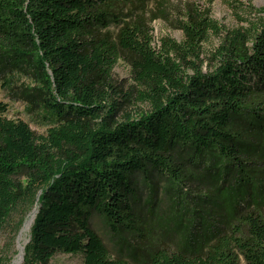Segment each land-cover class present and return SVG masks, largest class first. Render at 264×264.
Listing matches in <instances>:
<instances>
[{
    "label": "trees",
    "instance_id": "16d2710c",
    "mask_svg": "<svg viewBox=\"0 0 264 264\" xmlns=\"http://www.w3.org/2000/svg\"><path fill=\"white\" fill-rule=\"evenodd\" d=\"M224 1L236 27L194 0H0V85L46 126L0 101V232L38 208L17 264H264V2ZM157 18L181 40L155 47Z\"/></svg>",
    "mask_w": 264,
    "mask_h": 264
},
{
    "label": "rangeland",
    "instance_id": "374dc122",
    "mask_svg": "<svg viewBox=\"0 0 264 264\" xmlns=\"http://www.w3.org/2000/svg\"><path fill=\"white\" fill-rule=\"evenodd\" d=\"M183 0H169V10L171 13V18L175 17L177 14L175 10H173V6L179 5L182 3ZM196 1L201 7L209 6L210 9V15L214 19L218 20L220 23L227 27H236L239 25L236 18L231 12V9L228 7V5L225 3L224 0H212L210 3H207L205 0H194ZM244 1V0H241ZM264 0H251V3L258 7L260 6ZM152 27V35H153V41L152 44L156 47L159 45V39L165 35H168L176 40H181L182 33L179 29L172 27L167 21L157 18L151 22ZM218 39L215 36L210 37V39L205 43L206 47H212L217 44ZM112 79L114 82L121 83L123 86H126L130 82V71L129 67L126 63H124L122 60H118V62L115 64L112 70ZM22 80V78L20 79ZM14 89H7L2 88L0 85V101L4 102L7 106V111L5 115L9 118H20L28 123L30 128L35 133H44L46 126L41 123L39 118L36 114L29 112L25 106V104L19 100L15 93L13 92ZM138 106H140L138 104ZM144 106V105H141ZM139 180L141 179L140 176ZM154 182L156 180L154 179ZM140 185V191L142 194V197H145L146 194L149 193L150 188L147 186V184L142 183V181H139ZM164 185L163 181H160L157 189L155 197L160 198L162 197V186ZM183 192L187 193V199L190 200L192 197L197 195L200 191H197L195 189L194 183L186 182V184L183 186ZM37 207L34 205L32 209L26 214L24 217V220L22 224L20 225L19 229L17 230L14 239L11 240V233L12 229L14 228L15 221L18 217V215L21 213L18 212L12 216V218L8 221L6 227L0 232V264H10L13 260V258L18 253V246H17V240L18 235L20 232V229L22 225L24 224L25 219L27 218L28 214ZM92 223L94 225L95 230L98 233H102V225L99 222V219L94 216L92 218ZM28 231L25 233V242L28 239ZM50 264H83L82 256L80 253H56L52 256L50 259Z\"/></svg>",
    "mask_w": 264,
    "mask_h": 264
},
{
    "label": "bare ground",
    "instance_id": "6f19581e",
    "mask_svg": "<svg viewBox=\"0 0 264 264\" xmlns=\"http://www.w3.org/2000/svg\"><path fill=\"white\" fill-rule=\"evenodd\" d=\"M36 210H37V208L35 209V210H32L29 214H28V216H27V218L25 219V221H24V224L22 225V227H21V229H20V232H19V235H18V242H17V246H18V253L16 254V256L13 258V260H12V262L10 263V264H17V262H18V260H19V258H20V262H21V254H22V249H23V245H24V243H25V238H24V236H25V233L28 231V229H29V226H30V224L32 223V220H33V217H34V215H35V213H36ZM19 262V263H20Z\"/></svg>",
    "mask_w": 264,
    "mask_h": 264
},
{
    "label": "water",
    "instance_id": "95a60500",
    "mask_svg": "<svg viewBox=\"0 0 264 264\" xmlns=\"http://www.w3.org/2000/svg\"><path fill=\"white\" fill-rule=\"evenodd\" d=\"M38 211V208H37V210H36V212ZM26 243V242H25ZM22 253H23V249H22ZM21 260H22V254H21Z\"/></svg>",
    "mask_w": 264,
    "mask_h": 264
}]
</instances>
